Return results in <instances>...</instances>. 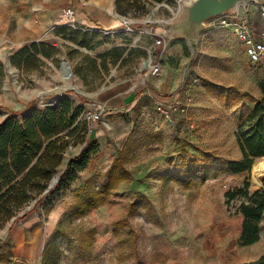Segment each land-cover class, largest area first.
I'll return each mask as SVG.
<instances>
[{
  "label": "rangeland",
  "instance_id": "374dc122",
  "mask_svg": "<svg viewBox=\"0 0 264 264\" xmlns=\"http://www.w3.org/2000/svg\"><path fill=\"white\" fill-rule=\"evenodd\" d=\"M184 1L122 0L117 6L116 0L118 15L138 29L128 32L120 23L83 26L68 19L65 9L36 30L41 0H0V123L8 117L22 121L59 93L82 109L80 119L102 110L98 120L88 121L87 140L65 150L58 174L72 159L79 162L83 147L97 143L87 166L54 193L33 194L0 222V264L10 256L17 264H204L217 251L214 229L239 227L245 198L229 200L226 194L246 181L250 193L263 187L264 157L240 173L229 163L242 155L239 126L264 95V59L251 63L234 29L214 26V18L193 47L175 31ZM250 5L225 15L253 23L264 0ZM63 26L76 31L65 37L57 31ZM159 35L167 41V67L145 79L143 68ZM21 41L56 49L51 57L39 54L18 66L12 57ZM64 60L72 72L67 81ZM121 154L129 178L107 190ZM33 216H40L36 231L23 236L36 237L37 245L27 257L26 241L11 251V234ZM59 224L62 235L56 237ZM238 245L222 247L229 259Z\"/></svg>",
  "mask_w": 264,
  "mask_h": 264
},
{
  "label": "trees",
  "instance_id": "16d2710c",
  "mask_svg": "<svg viewBox=\"0 0 264 264\" xmlns=\"http://www.w3.org/2000/svg\"><path fill=\"white\" fill-rule=\"evenodd\" d=\"M122 0H117V6ZM124 1V0H123ZM133 1V2H132ZM137 0H129L134 4ZM57 31L72 35L71 27H58ZM54 45L32 42L21 47L12 57V62L27 66L39 54L53 56ZM82 109L69 98L60 99L54 107H46L22 121L8 117L0 123V222L7 221L31 196L47 191L54 193L64 180L71 181L78 171L90 161V152L96 151L93 143L89 150L83 147L82 153L72 159L65 171L59 174V182L50 188L51 182L64 161L65 150L87 140L89 122L81 118ZM237 141L241 157L230 161V170L240 173L250 170L256 159L264 157V95L254 105L246 121L238 128ZM123 153V152H122ZM122 155L116 158L109 172L107 190L115 189L129 178V171L123 166ZM63 181V182H62ZM250 182L243 188L230 190L229 200L242 195L245 200L239 210L243 215L242 233L239 245L247 246L260 239V223L264 215V186L250 193ZM58 225L56 237L62 235ZM249 264H264V255Z\"/></svg>",
  "mask_w": 264,
  "mask_h": 264
},
{
  "label": "crops",
  "instance_id": "0c3cea01",
  "mask_svg": "<svg viewBox=\"0 0 264 264\" xmlns=\"http://www.w3.org/2000/svg\"><path fill=\"white\" fill-rule=\"evenodd\" d=\"M44 4V9L40 12L41 15V24L37 26L36 30L43 28V25L48 24L54 14L58 12L60 9H66L69 7L74 8L75 14L73 17V21L75 23H79L83 26H95L99 28H110L118 26L119 23L122 25L121 17L116 11V0H41ZM255 1V0H253ZM253 3V2H252ZM240 8V7H239ZM247 9H251V5H245L244 11H248ZM259 15L257 19H254L252 23L256 28H260L264 20V13L261 9H259ZM241 11V10H240ZM58 22V20H57ZM159 29H156V32H159ZM25 41H21L17 43L16 50L18 51L21 47H23ZM164 67L167 65L164 63ZM155 77V76H151ZM150 78V77H149ZM146 87V84L144 85ZM81 93V92H79ZM130 95L126 96L129 98ZM113 96L107 99L112 101ZM89 100V105H94L97 103L93 102V99ZM124 101V100H123ZM241 216V224L235 230H233L231 224H227L225 226H220L219 228H215L213 231V235L216 238V248L217 251L212 254L209 261H205L204 264H249L258 260L262 255H264V215L260 223V239L256 243L247 246L238 245V251L236 256H231L230 259L227 257V251L223 252V248L226 245L238 243L242 233V222L243 215ZM40 220V216H33L29 218L28 222L15 227L11 234L12 243L15 247H11V251L14 252L16 246H19L20 243L26 241L24 244L23 253L25 256L29 257L33 254V250L37 245V238L30 236L28 240H26L23 236V233L28 230L30 234L36 231L37 226H35ZM14 231L16 235H14ZM12 256L9 257V260L5 264H17L13 261Z\"/></svg>",
  "mask_w": 264,
  "mask_h": 264
},
{
  "label": "built area",
  "instance_id": "2783aa9c",
  "mask_svg": "<svg viewBox=\"0 0 264 264\" xmlns=\"http://www.w3.org/2000/svg\"><path fill=\"white\" fill-rule=\"evenodd\" d=\"M264 13V5L260 6ZM75 11L74 8L69 7L64 10V15L73 20ZM122 26L125 31L137 32L138 29L133 27L134 21L127 17L122 16ZM214 26L231 27L234 29L238 38L244 45V49L253 64L259 63L264 59V20L260 28H256L247 19H239L236 16L220 15L213 19ZM140 33H149L147 30L140 31ZM167 46V41L161 35L156 37L153 52L150 55L148 63L143 68L144 78L148 79L151 76H160L164 70V51ZM102 110L89 111L86 120H98L101 116Z\"/></svg>",
  "mask_w": 264,
  "mask_h": 264
},
{
  "label": "water",
  "instance_id": "95a60500",
  "mask_svg": "<svg viewBox=\"0 0 264 264\" xmlns=\"http://www.w3.org/2000/svg\"><path fill=\"white\" fill-rule=\"evenodd\" d=\"M253 0H187L183 2V13L176 23L175 31L179 36L187 39L193 47H197L201 32L206 27V21L216 18L220 15L237 12L242 3L249 5ZM66 60L63 61L64 64ZM11 70V63H8ZM72 74L70 69V75ZM78 92H81L77 90ZM63 94L59 93L57 99L52 103H47V107L56 106ZM59 174H56L51 182L50 188H53L59 180ZM264 180V176L262 177Z\"/></svg>",
  "mask_w": 264,
  "mask_h": 264
},
{
  "label": "bare ground",
  "instance_id": "6f19581e",
  "mask_svg": "<svg viewBox=\"0 0 264 264\" xmlns=\"http://www.w3.org/2000/svg\"><path fill=\"white\" fill-rule=\"evenodd\" d=\"M70 66L68 61L64 62V64H62V77L65 81H67L70 78Z\"/></svg>",
  "mask_w": 264,
  "mask_h": 264
}]
</instances>
